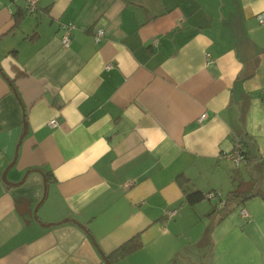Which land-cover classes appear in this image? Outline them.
<instances>
[{
  "label": "crops",
  "instance_id": "obj_1",
  "mask_svg": "<svg viewBox=\"0 0 264 264\" xmlns=\"http://www.w3.org/2000/svg\"><path fill=\"white\" fill-rule=\"evenodd\" d=\"M27 3L0 0V264H264V0Z\"/></svg>",
  "mask_w": 264,
  "mask_h": 264
},
{
  "label": "built area",
  "instance_id": "obj_2",
  "mask_svg": "<svg viewBox=\"0 0 264 264\" xmlns=\"http://www.w3.org/2000/svg\"><path fill=\"white\" fill-rule=\"evenodd\" d=\"M37 1L38 0H28L27 9L29 12H33L35 10ZM258 21L261 24H264V14L258 15ZM63 28L65 29V33H64V36L62 38V43H63L64 47H69L71 44V26L64 25ZM103 34H104L103 30L99 29L95 35V40L98 41L101 38V36H103ZM155 42H157V41L155 40ZM108 67L110 68L111 65H108ZM263 99H264V90H263ZM206 117H207V113H203L200 117V120H203ZM50 125L52 127H58L59 121L56 118H54L50 121ZM223 156L229 160H232L237 165H239L242 162H246L248 160L247 149H246L245 145L243 144V142L240 140H236L234 149L231 152L224 154ZM261 160L264 164V154L262 155ZM130 184L131 183H129L128 185H130ZM215 196H216V193H208L206 195L207 198H213ZM242 214H243V216L247 215V210L245 208L242 209Z\"/></svg>",
  "mask_w": 264,
  "mask_h": 264
},
{
  "label": "trees",
  "instance_id": "obj_3",
  "mask_svg": "<svg viewBox=\"0 0 264 264\" xmlns=\"http://www.w3.org/2000/svg\"><path fill=\"white\" fill-rule=\"evenodd\" d=\"M35 11H37V7L35 8V10L33 12H35ZM26 12L27 13H33V12H29L27 8H26ZM247 154H248V150H247ZM248 158H249V155H248ZM184 191H185V199L189 204H195V203L201 201L203 198H205V193H202L199 190H190L189 188L185 187ZM249 194H254V193L251 192ZM227 202L225 203V206L227 205ZM141 244H142V242H141L140 234H138V235L132 237L128 242L124 243L115 252L109 254L108 258L111 261L120 259V258L126 256L128 253L132 252L133 250L137 249Z\"/></svg>",
  "mask_w": 264,
  "mask_h": 264
},
{
  "label": "water",
  "instance_id": "obj_4",
  "mask_svg": "<svg viewBox=\"0 0 264 264\" xmlns=\"http://www.w3.org/2000/svg\"><path fill=\"white\" fill-rule=\"evenodd\" d=\"M208 199H210V198H208Z\"/></svg>",
  "mask_w": 264,
  "mask_h": 264
}]
</instances>
